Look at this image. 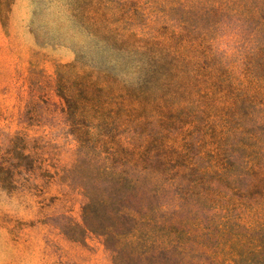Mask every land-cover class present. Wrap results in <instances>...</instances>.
I'll return each instance as SVG.
<instances>
[{"label":"rangeland","instance_id":"rangeland-1","mask_svg":"<svg viewBox=\"0 0 264 264\" xmlns=\"http://www.w3.org/2000/svg\"><path fill=\"white\" fill-rule=\"evenodd\" d=\"M109 188L264 264V0H0V264H116Z\"/></svg>","mask_w":264,"mask_h":264},{"label":"trees","instance_id":"trees-1","mask_svg":"<svg viewBox=\"0 0 264 264\" xmlns=\"http://www.w3.org/2000/svg\"><path fill=\"white\" fill-rule=\"evenodd\" d=\"M118 192L109 188L96 204L86 197L89 203L83 207L84 222L94 223L86 225L87 230L104 238L116 264H195L193 257L186 261L185 253L204 246L202 237L193 236L190 228L184 229L176 220L160 223L147 218L141 208L120 200ZM126 193L135 194V186H129Z\"/></svg>","mask_w":264,"mask_h":264}]
</instances>
